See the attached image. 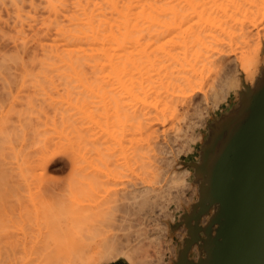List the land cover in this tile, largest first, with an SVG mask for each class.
<instances>
[{
    "label": "rangeland",
    "instance_id": "374dc122",
    "mask_svg": "<svg viewBox=\"0 0 264 264\" xmlns=\"http://www.w3.org/2000/svg\"><path fill=\"white\" fill-rule=\"evenodd\" d=\"M4 1L2 2L5 5L2 6L0 4V8H2V12L0 13H4L5 16L3 17V15L0 14V19H2V17L3 19H8L10 16L13 18L16 14L13 11L14 14L12 15L13 12L11 10H14L12 8H15V6H13L10 2L5 1V3ZM25 1L29 2V0ZM35 1H37L35 4H38L39 0ZM42 1L40 0V2ZM67 1L69 4H67ZM67 1L64 6L66 7L68 5V11L70 12V10H73V6H70L72 4L71 0ZM26 2L23 3V5L26 6H22V9L24 10L27 7L29 9V6L27 5L28 3L26 4ZM40 2L38 7L42 8V6L45 5L43 3L44 1L42 2L43 4ZM4 6L7 7L6 10ZM61 7L63 11L64 9L66 11L67 8H63V5ZM8 8L9 11L7 10ZM41 8L39 10L36 8L39 13H36L35 15V19H37L35 23L31 20L27 21L29 22V26H25L26 23L23 26V30L25 29L27 31L24 30V33L21 32V34L25 35V33L28 32L29 35H27V33V36H25L30 37L31 34L33 35V32V36H35L38 34V32L35 34V31H39V37L31 36L39 42L42 39L40 44L45 42L50 44L51 40H48L52 39L53 35L55 37V33L54 29H48V31H46V25L41 23V19L44 16H46L44 17L45 21L48 22V17L46 15L48 10L45 9V6L42 8V11ZM28 9L25 11L23 10L24 14L29 11ZM60 9L61 8L59 7L58 12L60 11V13L65 14V11L61 12L62 10ZM8 12H11V15ZM59 15L62 18L61 19L59 16V20H63V16L61 14ZM39 17H41L40 20H38ZM3 19L1 21H3ZM13 20L14 19L9 21L4 20L0 23V27L2 26V28H0V32L2 34H0L3 35V37L0 35V49L2 47V52L0 51L1 58L5 53L14 57L13 54L16 53L15 50L18 51V53H16L18 55H20V51H22L21 53L23 55H21V57L24 59H28V57L33 56L32 54L38 53V50H40V53H38L40 56L41 49L39 48L41 47H37L39 42L36 43L34 49H31L35 42H37L33 40L32 37V41H29L31 38H26L22 35V38L25 39H21L20 35H16L20 41L17 37L15 38L13 30L14 33L17 32L15 31L16 28L14 29L12 25L15 22H11ZM39 22L41 24H39ZM3 23L4 25L7 23L12 24H10L11 26H4L2 25ZM33 23L35 26L37 25V27H41L42 30H38L36 27L32 30L30 26L33 27ZM29 28L30 30H28ZM18 29L19 28L16 30ZM45 31L46 34L49 31L50 32L46 35L44 33ZM262 31L260 33L262 49L259 53L260 61L258 64V78L264 71V40H262V36L264 37V30ZM6 32L7 34L12 33L14 38H12L9 34V37L6 36ZM51 32L54 34L52 35ZM40 36L42 37L40 38ZM7 38L12 40L8 39L9 41H7ZM38 38H40V40H38ZM14 39H17L19 42L22 40L26 44L21 42L24 44L22 48V44H19V42L17 44V41ZM10 41L13 43L16 42V44L14 45ZM27 44H29V46ZM17 45H19L22 49ZM25 45H27L28 48H26ZM14 46H17V49L14 50ZM5 49L6 52L4 51L3 53V50ZM25 50L26 52L29 51V53H26ZM30 50H33L36 53H33L32 51V54H30ZM29 54L30 56H28ZM15 57L14 59L17 60ZM17 57L20 58L19 56ZM5 61L6 59L4 62ZM8 62L10 61L8 60ZM8 62L6 63L7 67L2 66L3 64L6 65L5 63H0V263L68 264L78 260L80 257H83L87 258L86 261L84 260L85 262L83 261V264H102L105 251L101 246L102 244L100 245L101 241H114L116 246L115 248L121 252L132 250V247L133 249H136V245L137 247L140 246L139 248H142L140 249L142 251H137L138 249H136L138 252H136V254L138 256L141 252L145 256L144 253L147 252L149 256L147 255L148 259L146 256V260L150 261V263L147 264H152V259L157 260H152V262H154L153 264H174L178 249L181 247L182 241L186 237V228L184 225L181 226L183 230L178 227L182 231L181 232L176 227V229L172 228L171 225L180 222L181 216L189 213L191 206L198 200V185L194 175L195 170L190 164L200 163L201 147L209 134L210 125L219 120L220 117L229 111L233 106L238 107V104L240 103V96H237L235 92H230L229 96H227L224 100H221L217 106L210 103V100L205 104V101L202 103V101L198 98H194V101L189 105L190 107L183 105L182 108L180 107L178 110L179 114L177 121H179H175V129H170L168 134L167 131L162 132L164 128H168L170 126L171 122L169 123V120L168 123L165 122L162 125L159 123L157 125L159 126L157 131L159 132V141L161 139L162 141L160 142H165V145L170 146L166 148L167 153L166 149H164L165 153L163 152V156H168L169 160V157L173 155L171 159L174 162L171 160L173 164L166 166L167 162L161 163L160 161L158 163L156 161V168L159 171L158 164H160V168H162L161 170H164L165 172V168L168 167L166 169L168 172H165L166 175L163 174L164 172H161L163 174L162 176L160 175L162 178L165 175L164 178H167L168 181L170 177H173L170 176L173 175L172 169L174 171L176 170V174L178 173L177 176L182 177V182L179 181L172 183L169 186L170 188L168 187L169 190H164L165 187H163L162 189L164 193L165 191L168 193L166 194L167 196L164 195L166 198L160 195L163 194V191L162 193L157 192L159 195L154 193L151 196H149L150 193L147 192L148 194H145L147 197L144 195L143 197L139 196V191H136L138 188L137 185L141 187V184L147 183L148 179H151L152 181L154 180V178L146 177L148 174L146 175L145 169H148V167H145V164H147L145 163L146 158L145 160L143 159V157H147V155H144L147 154V150L145 145L146 141H144L146 137V133L144 132L145 128L141 129V127L145 126V118L143 116V113L145 112L142 111V109L144 108L143 110H145L146 108L145 106H142L144 98L143 91L139 90L141 88H137L138 92L136 93L137 90H135V85L133 94H130L129 92L127 93L128 86L126 87V85L129 83V75L127 73L128 70L122 67V69L120 67L115 68L116 70L114 68L111 70L106 67L93 69L85 67L84 71L82 67V70L78 67L77 68L79 70L76 69V67L69 69L68 67L67 69L64 67H57L55 69L53 66L46 67V65L45 67L43 66L44 68H40L41 66L37 67L38 64L34 65L36 67L33 68V66H30L31 64L28 66L27 62H24L25 64L22 65V63H18L19 61H17L15 66H18V64H21L22 66L19 65L18 67H15V63L13 64V61L10 63ZM123 70H126V72ZM107 74H112V77L110 76V78H108L109 76ZM80 76L83 77L81 78ZM116 76H118L119 79ZM256 83L257 82L252 85H243L241 83L237 91H244V86L246 85L253 89ZM129 94L131 96H129ZM132 95L135 96H133L134 98L141 97L140 99H143H137V101L140 100L137 102L136 100L131 99ZM235 95L237 97H235ZM197 102L199 105H196ZM129 103H131L132 106L128 105ZM134 104H137V106ZM196 106L197 109L195 108ZM184 107H186V109ZM183 109L186 111H183ZM135 110L136 112H134ZM138 111H140L143 118L140 116L141 114ZM132 116L135 117L131 118ZM137 118H142L143 120ZM130 120L134 121L128 122ZM134 122L137 123V126ZM194 124L196 126H194ZM129 127L130 129L133 127V131H131L132 129L129 130ZM183 135L187 137L185 138ZM177 136L180 139L176 138ZM170 138L176 139V142H173L174 146L170 145L172 144L170 141H168L167 144V140H170ZM130 144L132 146L135 145V147L138 144V148L136 147V149ZM176 147L178 149H176ZM126 149L129 150L127 151ZM133 149L136 156L133 153ZM175 149L176 152H174ZM170 151L171 154L169 155L168 153H170ZM56 152L58 154V158H60V160L57 161L58 163L56 162V165L58 164L59 166H52L49 170L47 169L48 171H45L44 164L46 159L52 155V153ZM158 152L156 151L159 157L161 153L159 152L160 154H158ZM131 153L133 155L132 157H130ZM163 156H161V158H163ZM170 162L168 163L171 164ZM62 163L65 165H62ZM58 167L61 170L56 171L55 168L57 169ZM136 168L137 170H135ZM147 169L146 172H148ZM142 173L145 176L142 175ZM140 178H142V180ZM144 179L145 181L142 182ZM165 179L164 183L167 182ZM156 180L157 178H155V181ZM157 181L152 184L155 185V183H157L155 188L163 185V180L160 181V184ZM124 182L131 184L127 185ZM144 185L145 184H143V186ZM146 186L147 185L144 187ZM144 187L138 188V190L143 189ZM134 190L139 193L135 194L136 192L134 193ZM146 190L148 189L146 188ZM146 190L142 194H144ZM169 191L174 193H170ZM122 194L123 196H121ZM127 195L131 199L128 198ZM173 195L175 197H173ZM141 198H143L142 200L144 201V206H142L143 201H141ZM133 199L137 201L135 202ZM119 200L122 203H119ZM148 200H154V203H152L153 201L149 202ZM132 201L134 203H132ZM151 203L155 207L152 205L150 206ZM135 205H138V207ZM149 206L152 209L155 208V210H152ZM156 206H159V208L162 206V209L160 208V212ZM141 207L143 209H141ZM147 209L149 211L151 209L153 213H149ZM147 215L151 217H156L158 215V217H153L152 220L150 219L151 217H148L149 220L152 221L150 222L146 217ZM170 217H172V221L170 220ZM145 219L147 220L144 221ZM153 219L156 220L157 223ZM204 220L206 221V217L203 221ZM146 222L153 224H147L149 227L151 225L150 228H153V231L152 229L150 230V228L148 229L150 231H147L145 228L147 226ZM140 225H143V228ZM154 226H156V228ZM154 228L156 230H154ZM138 232L139 235L141 234L140 236L136 234ZM143 233L144 235H142ZM142 236L147 237L143 238ZM156 236H158L159 239ZM151 237L156 238L155 240L152 239L151 242V240H149ZM135 240H139L140 243ZM57 241L61 244H58ZM169 241L170 243H168ZM138 243L140 245H138ZM157 243L159 244L157 245ZM57 244L58 246L62 245L61 247L63 248L55 247ZM143 246H146V248ZM149 246L150 249H148ZM168 248L170 252L168 251ZM55 249L61 252H58ZM142 254L138 258L143 256ZM151 255L153 258H151ZM192 257H195V254ZM159 259L162 260L158 261Z\"/></svg>",
    "mask_w": 264,
    "mask_h": 264
},
{
    "label": "bare ground",
    "instance_id": "6f19581e",
    "mask_svg": "<svg viewBox=\"0 0 264 264\" xmlns=\"http://www.w3.org/2000/svg\"><path fill=\"white\" fill-rule=\"evenodd\" d=\"M2 1H4V0H0V4L3 6L5 4H3ZM5 1L10 2L13 6H15V8L14 7L12 8L14 10H11V9L10 10L12 12L14 11L16 15H14L13 18H11L12 16H10V17L7 16V17L9 20L14 19L11 22H14V21L15 22L13 24L10 23L13 25L14 29L19 28L18 30L15 29V31L17 33H14V30L12 28L13 34H15L14 35L15 38L17 37V39L19 40L18 36H16V35L21 36L22 35L21 32L24 33L23 32L25 30V29L23 30L24 24L26 23L25 26H27V25L29 26V24H28L29 22H27V21L31 20L35 23V21L37 20V19H35L36 18L35 15H36V13H39V11H37V10H39L41 8V7L40 8L38 7L40 0H39L38 4H35V2H37L35 0H29V2H26L25 0H12V1L5 0ZM43 1L42 2L45 4L44 5L45 9L48 10V13L46 12L47 13L46 15L48 17V22L45 21L44 17H46V16H44V17L42 16L44 18V21L42 18L41 23L46 25V26L44 25L45 28L47 29L46 31H48V29H50V30L54 29L55 37H54V35H53L54 33H52L53 32L52 31L51 33H52L54 38L52 37V39H49V40L47 39L48 41L51 40V43L47 44L44 40V42L46 44L45 43L40 44L42 39L40 42L35 40L33 37L40 35L39 31H35V34H36V32H38V34H36L35 36H33L34 32H33V35L30 33L33 37L31 35H30V37H26L27 35H29V33L26 32L25 35L27 33L28 34L26 36L25 35H22V36H25L26 38L32 37L33 40L37 41V42H35L34 46L32 45L33 47L30 46V47H32L31 49H34L36 43L39 42V44H38L39 46L37 45V47H41V48H39V49H41L40 56L38 54V53H40V50H38L39 52L36 53L35 52L36 49H35V51L30 50V54H32L31 52L33 51V53L35 52L37 55L32 54L33 56L28 57V59H24L21 57V55H23V54L21 53L22 51H20V49H19L20 55L16 54V53H18V51H16L15 49H17L16 47L19 46V45H17L16 47L14 46L15 47L14 50L16 52L15 54L17 56H19L20 58H18L15 54H13L14 57L16 56L15 58L17 60H15L14 57L9 56V54L7 55L5 53L7 55V57L5 54L2 55V58L0 56V58H1L0 63L6 64L9 60L10 62L13 61V64L15 63L14 64V66H15L17 64V61H19L18 63H22V65L27 62L28 66L31 64L30 66L31 67L33 66V68L36 67L34 65L38 64L37 67L41 66L40 68H42L43 66L45 67V65H46V67H49V66L52 67L53 66L55 69L57 67L58 68L64 67L66 69H67V67H68V69L76 67V69L80 68L81 70H82V68L84 69L85 67H88V69L89 68L93 69V68H100V67L105 68L106 67V68H110L111 70H112V68L115 69L118 67L126 68L128 70L127 73L129 75V79H128L129 83H128V85L125 84L126 87L128 86L127 93L129 92L130 94H133V90L135 88H136L135 90H137V88H141L139 90L143 91L144 100L142 102H144V103L142 106H145L146 109L143 110L144 109L143 108L142 111L145 112V113H143V116H144V118H145L144 120L146 122L144 121L145 126L141 127V129L145 128V131L144 130L143 131L146 133L145 134L146 137H145L144 141H146L145 145H146V150H147V154H144V155H147V157H143L144 160L146 158V162L145 161H143V162L147 163V164H145V167L146 166L148 167V169L146 168L148 172H146V169H145V173H146V175L148 174L149 177L148 176H146V177L147 178H154L153 181L151 179H148V181L146 180L147 183H143V184L147 185L146 187H144L145 185L143 186V184H141L142 186L139 187L137 185V181H136V185L138 188L144 187L143 189H139V190L137 187H134V188H137L136 191L140 192L139 196L144 195L147 197V195H145V194H148V193H150L149 196L153 195L154 193H156V195H157L160 192L162 193L163 187H165L164 190H166V189L169 190V188H170L169 186L172 183L179 182V181L182 182V177L177 176L178 173L176 174V172H177L176 170L174 171L172 169L173 175H170V176H173V177H170V179L168 181L167 178L166 179L164 178V176L166 175L165 172L167 171L166 169L168 167L165 168V172H164V170L163 171L161 170L162 168H160V164H158L160 172L156 168L157 167L155 164L156 161L158 163L160 161H161V163L167 162L166 166H168V165L170 166L173 164L172 163L173 160L171 159V157L173 155L169 157V160L170 161L172 160L171 162L168 160V156L167 157H166V155L163 156V152L165 153L164 149H166L170 146L165 145L164 144L165 142H163V143L160 142V141H162L161 139L159 141V135H158L159 132H157L158 128H159V126H157V125L159 123H161V125H162L165 122L168 123V120H169V123L171 122L170 126L168 128H164L162 131V132L167 131V134H168L169 130L174 128L175 121H177V117L179 114L178 110L180 109V107L182 108L183 105H185L186 107L189 106L194 101V98H198L200 101H202V103H203V101H205V104L207 101L210 100L211 101L210 103H212L214 106H217L221 100H224L225 98H227V96H229L230 92H235V94H237V96H239L240 90L237 91V89L240 87L241 83L243 85L244 84L252 85L255 82L258 83V76H257L258 74L257 73H259L258 72V64L260 61L259 53L262 49V45H261L262 43L260 41L261 40L260 39L261 38L260 33L262 30H264V0H71L72 4L70 6H73V8H72L73 10L71 11L69 8L70 12L68 11V7H67L68 5L66 7L64 6V4H66L68 2L67 0H66L67 2L64 0H43ZM24 2H26V4L28 3L27 5L29 6V9H28V7L27 8L25 7L26 9L29 10V11L25 12V14H24V11L26 9L25 10L22 9V6H26V5H23ZM42 2H40V3H42ZM63 2H65V3H63ZM67 4H69V2ZM41 5H39V6H41ZM62 5H63V8L64 7L67 8L66 9L67 12L65 11V9H64L65 12L63 11V9L61 7ZM44 6H42V8H44ZM59 7L61 8L60 10H62L61 12H64L66 15L63 13H60V11L58 12ZM6 8L7 7H5V10H6ZM36 8H37V10H36ZM42 8H41V11H42ZM0 10H1L0 12H2V8H0ZM7 10L9 11V8ZM3 11H4V8H3ZM14 12L12 13V15L14 14ZM58 13L61 15L63 14L62 15L64 18L63 20H61L62 18ZM0 14H2V13H0ZM2 15H3V17L5 16L4 13ZM51 16H52V18H51ZM59 16L61 18L60 20H59ZM0 17H1V15H0ZM3 17H2V19H3ZM40 18L41 17H39L38 20H40ZM2 19H0V21ZM8 19L4 18L3 21L4 20L9 21ZM3 21H1L0 23H2ZM4 23L2 25H4ZM34 23H33V25H34ZM41 23L39 22V24H41ZM10 24L7 23L6 25H10ZM6 25H4V26H6ZM44 26H42V27H44ZM30 27L32 30L35 29L34 27H36V29L38 28V30L41 29V27H37V25L36 26L34 25L33 27L30 26ZM0 28H2V26ZM28 30H30V28ZM25 31H27V30H25ZM46 31L44 32L45 34H46ZM2 32H3V30H2ZM49 32L46 35H48ZM262 33H263V31H262ZM6 34H7V32H6ZM8 34L6 36H8ZM9 35L12 36V33H10ZM1 36L3 37V35H1ZM22 36H21V39H25V38H22ZM41 37L42 36H40V38ZM45 37H47V36H45ZM12 38H14V37L12 36ZM32 38H31V40L29 39V41H32ZM40 38H38V40H40ZM47 38H49V37H47ZM5 39H6V37H5ZM8 39L12 40L10 38H7V41H9ZM17 39H14V40L17 41ZM262 40H264L263 36H262ZM19 41H17V44ZM25 41H27V40H25ZM10 42H12V41H10ZM21 42L23 43L24 41L21 40ZM21 42H19V44H22ZM13 44L15 45L16 42ZM24 44H26V43L24 42ZM24 44H22V46H21L22 48H23ZM27 45L29 46V44H27ZM27 45H25L26 48H28ZM24 49H25V47H24ZM1 50H2V47H1L0 51ZM14 50H13V52H14ZM26 50H25V52H26ZM4 51L6 52V49L3 50V53H4ZM26 53H29V51ZM30 54L28 56H30ZM26 58H27V56H26ZM5 59L7 62L6 61L4 62ZM262 59H261V61H262ZM10 62H8V63H10ZM1 64H0V66H1ZM13 64H11V65H13ZM19 65L22 66L21 64H18V66ZM2 66L7 67V64L6 65L3 64ZM18 66H15V67H18ZM110 69H108V70H110ZM84 71H85V69H84ZM123 71L126 72V70H123ZM98 72H97V74H98ZM111 72H113V71H111ZM124 72H123V74H124ZM109 74H110V72H109ZM93 76H94V74H93ZM108 76L107 77L110 78V76L112 77V74L108 75ZM120 76H122V75H120ZM75 77H77V76H75ZM116 77L118 78V76H116ZM120 78H122V77H120ZM134 86H135V88H134ZM250 90H253V89L250 88ZM137 92H138V90L136 91V93ZM130 94H129V96H131ZM133 96L134 95H132V97H131L132 100L137 101V99L141 98V97L134 98L135 96L134 97ZM237 96L235 95V97H237ZM136 97H137V95H136ZM142 99H140V100H142ZM139 101H137V102H139ZM200 101H198V102H200ZM198 102L196 105H199ZM241 104H242V101L240 100V103L238 104V108L241 106ZM128 105L132 106L131 103H129ZM134 105L137 106V104H134ZM186 107H184V108L186 109ZM189 107H188V109H189ZM195 108L197 109V106ZM205 108H206V106H205ZM183 111H186V110L183 109ZM134 112H136V110ZM138 112L140 113V111H138ZM200 113H201V111H200ZM133 115H134V113H133ZM137 115H138V113H137ZM183 115H185V114H183ZM140 116H142V114ZM143 116H142V118H143ZM134 117L132 116L131 118H134ZM185 117H183V118H185ZM142 118H137V119H142ZM134 120H136V119H134ZM134 120H132V121H134ZM132 121L130 120L128 122H132ZM136 122H134V123L137 126ZM139 122H140V120H139ZM141 122H143V121H141ZM138 125H139V123H138ZM181 125H183V124H181ZM194 126H196V125L194 124ZM133 127H131V129ZM131 129L129 127V130H131ZM131 131H133V129ZM181 131H182V129H181ZM140 132H142V131H140ZM144 132H143V134H144ZM175 133H177V132H175ZM178 133H179V131H178ZM139 134H141V133H139ZM143 134H142V136H143ZM177 135H179V134H177ZM183 136L185 138L187 137L185 135H183ZM176 138H179V137L177 136ZM132 139H134V138H132ZM179 139H178V141H179ZM262 140H264V139H262ZM168 141H170V143L172 142V144H170V145L174 146L173 142H176V139L170 138V140H167V144H168ZM183 141H185V140H183ZM135 142L137 143L136 140H135ZM257 143H258V141L256 142V144L252 148V149H257V150L251 149L252 153H251V161L250 162L255 161L256 159H258V156H262V154L264 153V143L259 147V149H258ZM137 145H136V147L138 148ZM145 145H143V146H145ZM256 145H257V147H256ZM128 147H130V146H128ZM132 147L136 148L135 145ZM171 148H173V147H171ZM129 149H131V148H129ZM176 149H178V148L176 147ZM176 149L174 152H176ZM144 151H145V148H144ZM156 151L157 152L159 151L161 153V155L159 156L160 158L158 157ZM159 152H158V154H160ZM133 153H134V149H133ZM166 153H167V149H166ZM168 154L170 155L171 151ZM134 155H135V153H134ZM132 156L133 155L131 153L130 157H132ZM161 156H163V158H161ZM164 157H166L167 159ZM59 160H60V158H58L57 152L52 153V155H50L45 161L44 170L45 171L47 169L49 170V168H51L52 166H55L56 162ZM262 160H264V158ZM62 161H64V160H62ZM168 162H170L171 164H169ZM133 163H135V162H133ZM63 164L64 163H62V165ZM165 164H164V166H165ZM256 164H258V163H256ZM136 165H138V164H136ZM141 165H142V162H141ZM132 166H133V164H132ZM164 166H163V169H164ZM177 166H178V164H177ZM55 170L59 171L61 169L58 167L57 169L55 168ZM135 170H137V168ZM140 172H141V170H140ZM161 172L162 173L164 172L163 174H165L163 176V178L161 177L163 175ZM143 173H142V175L145 174V173L144 174ZM179 175H180V172H179ZM134 176H136V175H134ZM158 177L159 178L161 177V178L159 179ZM155 178H157V180H159V181L156 180L159 184H160V181L163 180L162 181L163 185L161 187L159 186V187L155 188V185L157 183H155V185H152L154 182H156ZM168 178H169V176H168ZM140 179L142 180V178H140ZM164 179L167 182L164 183ZM144 181H145V179L142 182H144ZM149 181L151 182V184ZM124 183H126V182H124ZM129 184H131V183H128L127 185H129ZM150 185H152L154 187H152ZM146 188L148 190H146ZM171 189H172V187H171ZM145 190H146V192L144 194H142ZM136 191L134 190V193ZM241 191L244 193H241V195H240V198L238 201L239 202V208L238 209L241 211H247L248 212V214H246V215L244 212L245 218L248 219L247 224H250L251 221L253 220V218L258 217V233H259L258 236L260 239V241H258V244H260V243H262V240L264 241V238L262 237L264 235V164L258 165L256 167H254L253 164H251V167L247 165L245 182H244V185H243V188ZM139 192H136L135 194H137ZM134 193H132V194L135 195ZM170 193H174V192H170ZM123 194H124V192H123ZM123 194L121 196H123ZM166 194H168V193H166V191L164 193V191H163V194H160V195L164 196ZM177 194H178V192H177ZM180 194H182V193H180ZM119 197H120V195H119ZM157 197H159V196H157ZM168 197H170V196H168ZM173 197H175V196L173 195ZM128 198H130V197L128 196ZM241 198H242V200H241ZM142 199L143 198H141V201H143ZM152 199H154V198H152ZM176 199H177V197H176ZM178 199H180V198H178ZM120 200H119V203H122V202H120ZM161 200H162V198H161ZM174 200H175V198H174ZM134 201L136 202L137 200H134ZM146 201H147V199H146ZM148 201L150 202L151 200H148ZM152 201L151 202L154 203V200H152ZM166 201H167V199H166ZM168 201H169V199H168ZM187 202H189V201H187ZM132 203H134V202L132 201ZM152 203L150 204V206L151 205L154 206ZM157 203H158V201H157ZM142 204H143L142 206H144V201L142 202ZM135 206L138 207V205H135ZM159 206L158 207L156 206V207L159 209V212H160L161 211L160 208L162 209V206L160 208H159ZM141 209H143V208L141 207ZM151 209H150V211L147 209L149 211V213L152 212ZM153 209L155 210V208H153ZM164 210H165V208H164ZM149 213H147V214H149ZM165 213H167V212H165ZM211 213H213L212 210H211ZM140 214H141V212H140ZM163 216H164V214H163ZM146 217L149 220L148 217H151V216L147 215ZM153 217H151L150 219L152 220ZM157 217H158V215L154 218H157ZM170 218H171L170 220L172 221V217H170ZM147 219H145L144 221H146ZM208 219L209 218L206 217V221L202 220L200 223L202 225H205L206 222L208 221ZM142 221H143V219H142ZM154 221L157 223L156 220H154ZM147 222H146V225L152 221H150L149 223H147ZM151 225H153V224H151ZM151 225H150V227H151ZM176 225H177V223H174L171 226H172V228H175ZM147 226L145 228L147 229L148 232L151 229L153 231V228H150L149 225H147ZM181 226L182 225H180L178 227H180L181 230H183ZM154 227L156 228V226H154ZM178 227H176V228L179 229ZM149 228H150V230H148ZM155 228H154V230H156ZM157 228H158V226H157ZM141 231H142V229H141ZM154 233H156V232H154ZM186 233H187V229H186ZM136 234L139 235V232ZM142 235H144V233ZM135 237H136V235H135ZM144 237H147V236H144ZM156 237L158 238V236H156ZM156 237H151L149 240H151V242H152V239L155 240ZM143 238H142V240H143ZM135 241H137V240H135ZM57 242H58V244L60 243L59 241H57ZM118 242H120V241H118ZM137 242H136V244H137ZM74 243L77 244L76 242H74ZM139 243H140V241H139ZM139 243H138V245H140ZM168 243H170V241ZM58 244L55 245V247H61L62 246V245L58 246ZM158 244L159 243H157V245ZM100 245L102 246L103 250L105 251V256L103 257L102 264H145V262L148 261V260H146V256L148 255L146 251H145L146 253L143 252L145 254V256L140 252V255L142 254L143 256L138 258L140 255L137 256L136 252L139 251L140 249H142V248H139L140 246L137 247V245H136V249H138L137 251L135 248L133 249V247H132V250L121 252L120 250L118 251L117 248H115L116 246H115L114 241H101ZM121 245H123V244H121ZM141 245H143V244H141ZM144 245H146V244H144ZM146 246L145 247L143 246V247L146 248ZM169 247H170V245H169ZM61 248H63V247H61ZM119 249H121V248H119ZM148 249H150V246ZM160 249H161V247H160ZM193 249L197 253L196 248H193ZM55 250L58 251L57 249H55ZM261 250H262V244H261V247L258 248V255H259V252ZM140 251H142V250H140ZM168 251H169V248H168ZM58 252H61V251H58ZM162 252H164V251H162ZM157 254H158V252H157ZM56 255H57V253H56ZM148 256H147V259H148ZM80 258H81V260H80ZM80 258H78V260L74 261L75 263L72 262V263H68V264H77V263L83 264V261L87 260V258H83V257H80ZM151 258H153V256ZM158 258H160V257H158ZM152 260H155V259H152ZM152 260H151V263L153 264L154 262H152ZM160 260H162V259H159L158 261H160ZM176 260H177V257H176ZM77 261H79V262H77ZM155 261H157V260H155ZM147 263H150V261L146 262V264ZM0 264H2V263H0ZM157 264H159V263H157Z\"/></svg>",
    "mask_w": 264,
    "mask_h": 264
},
{
    "label": "water",
    "instance_id": "95a60500",
    "mask_svg": "<svg viewBox=\"0 0 264 264\" xmlns=\"http://www.w3.org/2000/svg\"><path fill=\"white\" fill-rule=\"evenodd\" d=\"M244 87L239 92L241 106H233L210 125L200 163L190 164L195 170L198 200L176 225H184L187 233L174 264H264L258 217L247 224L244 212H248L238 209L247 165L264 164V153L250 162L252 150H257L253 146L258 141L259 149L264 143V71L253 90ZM205 217L209 219L202 225ZM195 243L200 254L193 262L188 252Z\"/></svg>",
    "mask_w": 264,
    "mask_h": 264
},
{
    "label": "crops",
    "instance_id": "0c3cea01",
    "mask_svg": "<svg viewBox=\"0 0 264 264\" xmlns=\"http://www.w3.org/2000/svg\"><path fill=\"white\" fill-rule=\"evenodd\" d=\"M195 245V246H194ZM193 246H192V248H190V250H189V252H188V259L190 260V261H193V262H195L196 260H197V258H198V256H199V249H197L198 248V245L195 243ZM193 248H196V251H197V253L194 251V249ZM195 254V257H192L193 255ZM190 255V256H189ZM194 258V259H193ZM196 258V259H195Z\"/></svg>",
    "mask_w": 264,
    "mask_h": 264
}]
</instances>
